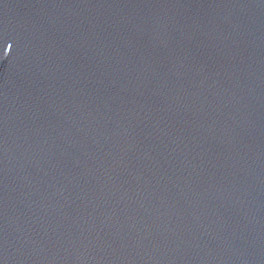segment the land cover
Here are the masks:
<instances>
[{"label": "water", "instance_id": "obj_1", "mask_svg": "<svg viewBox=\"0 0 264 264\" xmlns=\"http://www.w3.org/2000/svg\"><path fill=\"white\" fill-rule=\"evenodd\" d=\"M0 264H264V0H0Z\"/></svg>", "mask_w": 264, "mask_h": 264}]
</instances>
